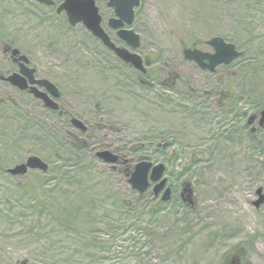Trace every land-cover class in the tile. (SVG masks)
Here are the masks:
<instances>
[{"label":"rangeland","instance_id":"obj_1","mask_svg":"<svg viewBox=\"0 0 264 264\" xmlns=\"http://www.w3.org/2000/svg\"><path fill=\"white\" fill-rule=\"evenodd\" d=\"M13 11L17 14L14 5ZM135 21L140 55L152 58L159 79L175 71L176 87L157 84L149 90L134 83L129 69L118 68L102 52L97 56L86 32L67 24L35 22L23 34L12 29L26 35L44 75L57 82L61 106L99 122L102 130H91L96 134L91 141L85 134L77 140L72 133L78 129L60 125L58 117L56 125L48 112L42 115L45 125L30 128L22 116L26 98L0 83V150L14 149L18 162L37 153L49 163L47 185L40 190L32 186L40 171L27 176L0 171V264H227L236 249L243 250L246 264H264V205L258 210L253 205L264 186V128L255 132V141L241 134L248 117L264 107V0H142ZM215 36L244 53L225 75L203 71L184 57V45L199 43L212 51L204 43ZM171 76L170 85L176 81ZM221 81L231 82L234 96L247 98L243 119L222 116L215 92L226 86ZM9 96L19 105L11 107ZM14 123L19 128L13 130ZM161 136L174 143L167 152L140 148ZM82 138L88 142L84 162L66 178L54 156H72ZM99 147L123 150L133 165L140 155L167 160L175 192L166 210L155 217L144 209L138 213L146 202L155 207L158 201L138 198L124 173L95 156ZM185 181L194 188V209L180 195Z\"/></svg>","mask_w":264,"mask_h":264},{"label":"flooded vegetation","instance_id":"obj_2","mask_svg":"<svg viewBox=\"0 0 264 264\" xmlns=\"http://www.w3.org/2000/svg\"><path fill=\"white\" fill-rule=\"evenodd\" d=\"M66 2L67 0H0V59H2V61L0 60V83L7 84L15 94L22 95L23 97L26 98V101L21 102L23 105L22 106V109H23L22 116L24 117V121L26 123H31L30 128L37 127L39 129L40 126L44 125L45 121L42 120V115H44L47 112L52 114L53 122H55L56 125H57V117H58V123L60 125L63 123V120L65 119H66L65 120L66 123H70L72 113L67 109L53 110L47 107L45 105V102L42 99L37 98L35 96V93L31 91L32 87H37V89L41 91H46V89L44 87L39 86L36 83L34 85L33 83H31L30 77L27 74H24L21 72L22 64H24L28 68V70H32V75L35 81L43 80L48 77L44 75V71L41 69L40 64L37 61H35V57L33 55V51H34L33 47L27 44L29 43L28 40H24L26 35H19L17 32H22L21 34H23L25 31L27 32L31 31L33 29L31 25H33L35 22L37 24L34 26H39V27H43V25L46 23L56 24L59 26H61L62 24L63 25L67 24L70 30L80 29L86 32V34L88 35V38L97 45V47H91V48H94L93 51H96L94 53L97 56L98 54H101L102 52L107 58L109 56L112 57L113 60L115 61L114 63H116L117 66H119L120 68L122 65V63L118 62L115 59V57L118 58L115 51L111 49L109 46H107L103 42L102 39L93 35V33L86 27V25L83 22L77 23L75 25L71 23L68 12L63 7ZM95 3L99 10L101 18H102L101 25L103 29L105 30V32L111 38L112 42L115 43L116 46L127 48L131 52L132 51H135L138 53L142 52L141 48L143 47L142 46L143 44H142L141 36H140V40H141L140 47L138 49H133L132 45H130L118 33L121 28H125V29L128 28V29L135 30L140 35V31H138V28L135 25L136 9H135V14H134V19L131 25L124 23L123 27L119 29H115L110 25V22L112 19H119L120 17L117 15L115 7L110 6L109 4L110 0H96ZM141 3H142V0H141ZM13 5L16 8L17 14H15L13 11ZM12 29H16L17 32L16 30H12ZM11 31H14L13 34L11 33ZM17 36L18 38L21 36L19 40ZM195 45L196 44H194V48L196 47ZM205 45L210 47L212 51H209L207 49L206 50L201 49L203 46H201V48L199 49L206 51V52H214V47L209 45L208 42H206ZM16 49L19 50V53L17 55H14L13 51ZM24 55L28 59L27 62L21 59V57ZM106 57L103 58V56L101 55L100 59H103L104 63L108 64V62L106 61ZM125 64L129 65L128 63H125ZM227 66L228 65L218 66L214 74L225 75L227 72V68H228ZM152 67H153V64H151L148 67L146 76L148 75V72L150 69H152ZM14 74L21 75L22 77L27 79V83H28L27 89L22 90L19 87L14 86L11 82L7 80L8 77ZM234 74H236V72H234ZM171 75H174L176 79V81H174V84L172 85L168 83V80L171 77H173ZM178 78L179 77L175 71L168 70L167 76L162 79V84H164V87L169 88V89H170L169 86L176 87ZM225 78L227 81H229L228 77H225ZM232 78H235V77H231V79ZM52 81L59 88V86L57 85V82H55L54 80ZM227 81L219 82V84L224 83L226 86L216 87L215 92L219 95L221 99L220 108H221L222 116L224 117L225 115H228L229 118L232 117L229 120L236 122L238 121V119L241 120L244 117H246L247 111H248L247 110L248 101H247V98H244L243 95L234 96V92L231 90L232 88L230 87L231 82L227 83ZM59 91L60 93L62 92L60 88H59ZM245 101H246L245 110L244 108L240 110L239 107H243ZM224 102H225V105H224ZM7 103H9L11 107H14V106L19 105L20 101L18 99L16 100V98L13 96L11 97L9 96L7 98ZM96 109H97L96 110L97 112L102 111V109L99 107V104L97 105ZM250 118L251 116L248 117L247 123L244 125V127L241 128L242 132L241 131L240 132L241 134H244L245 136L248 135L251 140L255 141L254 140L255 132L263 129L264 127L260 129L258 127H255L256 123H258L259 125L258 118L252 124H250L249 123ZM87 124L90 125L91 129L88 132H83V133H85L86 136H88L89 140L91 141L92 139L96 138L93 136V134L94 135L96 134L93 132H92L93 134H90V131L91 130L93 131L94 129H98L96 130L98 132L102 130V128L99 122H94V123L89 122ZM254 128H257L255 132L253 131ZM235 131L237 130L235 129L232 132H235ZM115 132L119 133L120 129L117 128ZM83 133L78 131V134L72 133V136L76 138L77 140H79V134L81 135ZM233 137H235V135H233ZM234 140L236 139L234 138ZM82 142L85 144H88L87 140L82 141ZM166 142H169V145L167 146V148L169 146L172 147L174 144L172 141L171 142L168 141L166 136L158 137L156 140H153L150 143L152 146H154L156 153H160V152L162 153L163 151H166L165 150L166 147L163 145ZM121 155L125 156V154H121ZM170 155L173 156V154H170ZM166 162L168 161L165 160V163ZM127 165H131L130 161L119 164L118 169L116 171H119V172L122 171V167L127 166ZM131 169L132 167L130 166L129 168H126L124 172L129 173ZM167 186L171 187L172 193L175 192L174 191L175 186L172 184V182H170L168 177H167ZM261 187L263 188V192H264V186H260L259 188ZM259 188L256 191V194L258 197H259V194H258ZM151 192L153 191L151 190ZM152 196L154 197L155 200H161V195L155 196L153 192ZM181 198L183 201H188L187 197L183 196V194H181ZM255 202L256 200L253 202V205L255 206V208H257ZM234 252L235 253H233L232 255L230 254V260L228 261L227 264H246V258H245L246 255L243 254V250L236 249L234 250Z\"/></svg>","mask_w":264,"mask_h":264},{"label":"water","instance_id":"obj_3","mask_svg":"<svg viewBox=\"0 0 264 264\" xmlns=\"http://www.w3.org/2000/svg\"><path fill=\"white\" fill-rule=\"evenodd\" d=\"M96 0H67L64 4V8L67 10L69 19L73 25L83 22L87 28L97 37L101 38L103 42L113 49L121 59L131 63L138 70L146 72L143 58L137 54L129 51L127 48L117 47L110 39L108 34L101 26V16L95 3ZM110 6L115 7L119 19H112L110 25L119 29L124 26V23L131 25L134 19V8L140 5V0H110ZM119 35L125 39L134 49L140 46V36L132 29H120ZM209 44L215 48L214 53L202 52L199 49H185V57L196 61L203 69H208L212 72L216 70V67L221 64H230L235 59L242 55V52L236 49L235 44L226 42L223 38L214 37L209 41ZM19 50H14L13 54L17 55ZM22 60L28 61L24 55L21 57ZM22 73L27 74L30 77L33 85L36 83L41 87H44L46 91H41L37 87H32L31 91L35 93L37 98L42 99L45 105L53 110L59 108V100L61 97L58 87L50 80L43 79L35 81L32 75V70L22 64ZM14 86L19 87L22 90L27 89V79L21 75L14 74L7 78ZM256 115L251 116L249 123L252 124ZM72 123L82 131H87L88 127L84 121L73 118ZM260 126H264V108L260 113ZM255 131V128H254ZM96 155L104 162L109 164H116L120 160V156L112 152L111 150H101ZM115 167V166H114ZM29 169L40 170L46 173L49 169V164L39 156H30L26 162L17 164L12 168L8 169V172L12 175L24 176L27 174ZM166 170L164 163L154 165L153 162L143 160L139 162L134 170L132 171L129 182L132 188L140 194H144L150 187L151 183L154 182L156 185L153 190L156 196H158L163 190L162 200L167 202L172 197V190L170 187H166L167 178H163ZM183 196L186 195L189 203L194 206L193 196L194 190L190 182L184 183ZM259 199L255 202L256 207H260L264 204V193L263 188L258 190ZM25 263V262H24Z\"/></svg>","mask_w":264,"mask_h":264},{"label":"trees","instance_id":"obj_4","mask_svg":"<svg viewBox=\"0 0 264 264\" xmlns=\"http://www.w3.org/2000/svg\"><path fill=\"white\" fill-rule=\"evenodd\" d=\"M115 59L118 62L122 63L121 68L129 69V72L132 75L131 78L134 80V83H138L140 86H142V87H144L146 89H149V90L150 89L153 90L155 88V85H157V84L162 86L163 89H169V88L164 87V84H162V79H159L155 75V71H153L152 69L149 70L148 75L146 76L147 79L141 82L140 79H139V77H141V74L137 70H135L132 66L123 63L119 58L115 57ZM115 65L117 66V64H115ZM117 67L119 68V66H117ZM169 87L173 88L174 86L173 87L169 86ZM25 124L27 126L26 122H25ZM16 127L19 128V124L14 123V126L12 127V129L14 130ZM96 130H98V129H96ZM82 141H86V140L85 139L81 140V143H82L81 146H73L72 153H71L72 156L64 157V156H62L59 153H57L54 156L57 159V162H58V164H57L58 171L61 172V171L64 170V177H66V178L70 177V173H71L70 170H71V168L73 166L82 164L84 162V157H82L81 154H82L83 150H86L88 144H85ZM150 142L151 141H148V143L144 142L145 144H141L140 148L143 149L142 147H144V146H150L151 147V143ZM83 145H84V147H83ZM99 148H101V147H99ZM122 151L123 150H119L117 152L122 154ZM163 152H166V151H163ZM15 153L16 152L12 148L8 149L6 147L3 150H0V171H1V174L3 172V175L9 176V174L6 173V169H5L4 165H5V163H8V161L9 162L14 161L15 163L18 162V160L15 159L16 158V155H14ZM143 157H148V156H141V155L137 156V160L136 161L140 160ZM153 158H155V157H153ZM170 158L174 159V156L170 155ZM128 160H130L131 165H127V166L122 167V170H126V168H129L130 166L133 168V166H134L133 162H135L134 158H128ZM34 182H35V184L34 185L32 184L33 189H37V188H39V190L42 189L44 186L47 185L45 174L39 173V178L37 180H35ZM29 193H31L32 196L37 194V192L33 191V190L31 192H29ZM151 194H152L151 192L147 193L145 195H142V196L137 194V197L140 198V199H143V200L144 199L147 200V199L151 198ZM169 204H170V202L169 203H164L162 201H158L157 205L155 207H153L152 205L150 206L146 202L145 203V208H137V209H138V213H139V209L142 210L141 213H143V209H144L145 213H147L151 217H155L159 212L165 211L166 207ZM127 207H129V208H126L128 211H132V210L135 211L136 210V208H131L129 205H127ZM124 219H125V217H124ZM122 227H124V226H122Z\"/></svg>","mask_w":264,"mask_h":264}]
</instances>
